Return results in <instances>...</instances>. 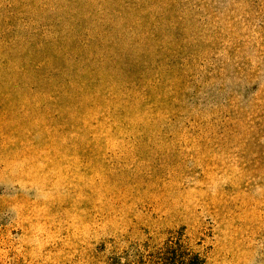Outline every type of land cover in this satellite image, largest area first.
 Returning a JSON list of instances; mask_svg holds the SVG:
<instances>
[{
	"label": "rangeland",
	"instance_id": "374dc122",
	"mask_svg": "<svg viewBox=\"0 0 264 264\" xmlns=\"http://www.w3.org/2000/svg\"><path fill=\"white\" fill-rule=\"evenodd\" d=\"M264 264V0H0V264Z\"/></svg>",
	"mask_w": 264,
	"mask_h": 264
},
{
	"label": "trees",
	"instance_id": "16d2710c",
	"mask_svg": "<svg viewBox=\"0 0 264 264\" xmlns=\"http://www.w3.org/2000/svg\"><path fill=\"white\" fill-rule=\"evenodd\" d=\"M160 252L164 264H204V258L199 252L186 255L178 241L167 243Z\"/></svg>",
	"mask_w": 264,
	"mask_h": 264
}]
</instances>
